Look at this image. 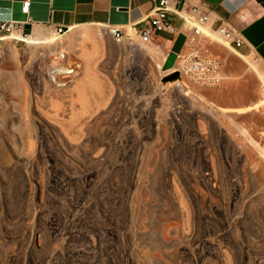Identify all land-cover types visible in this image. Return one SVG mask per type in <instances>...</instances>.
<instances>
[{"label": "rangeland", "instance_id": "rangeland-1", "mask_svg": "<svg viewBox=\"0 0 264 264\" xmlns=\"http://www.w3.org/2000/svg\"><path fill=\"white\" fill-rule=\"evenodd\" d=\"M31 30H23V34L27 36ZM134 42L141 43L137 36ZM151 43L161 47L165 44L156 40ZM182 43L180 39L174 51L170 48L168 53L164 52L167 53L164 71L178 68L177 51ZM10 45L21 52L27 43L3 38L0 53L4 54ZM188 46L191 45L185 48ZM221 52L209 43L201 49V54L217 61L221 75L233 76L232 82L224 80L201 86L188 83L179 70L158 78L157 60L149 56L145 65L136 60L133 73L127 71L123 59L114 65H94L96 79L81 93L76 91L75 83L58 87L72 80L78 82L82 77L85 62L81 57H73L79 66L76 77L73 75L70 80L60 77L59 84L57 77L52 79L49 75L50 59L44 62L25 59L19 73L10 63H4L0 67V147L6 149L0 155V264L8 263V254L10 258L13 254L14 259L9 264H83L82 254H90L97 264H106L103 248H90L88 253L90 246L85 240L94 236L96 224L103 228L100 230L106 243L116 247L114 250L110 244L113 257L117 255L116 264H127L124 257L120 258L126 248L133 250L131 255L137 264H149L150 256L159 257L161 264H176V260L177 264H194L196 256L211 250V246L220 258L216 264H226L227 257L234 259L240 253L242 241L252 248L254 256L264 253V178L253 180L245 173L249 167L245 157L237 161L227 147L228 137L218 131L229 133L235 142L243 144L237 127L223 115L220 121L213 120L215 127L210 125L209 116L205 120L192 117L191 113L197 109L186 110L173 94L174 83L181 81L185 92L201 89L198 92L210 108L215 106L224 111L250 108L258 98L252 77L239 75L236 60ZM69 66L71 61L65 63V67ZM146 80L155 81L159 87L150 88ZM94 84L98 90L92 88ZM11 108L28 118L24 126L27 130H23L20 120L12 117ZM40 114L51 118L48 120L61 131L66 129L62 132L74 140L77 159L68 157L67 166L59 163L60 167L51 160L57 150L52 139L38 130ZM10 121L18 129H9ZM235 121L256 132L252 136L264 144V108L242 113ZM18 130L24 131L25 143L16 148L13 144L8 146L11 134ZM245 144L251 152L252 146L247 141ZM13 148L25 159L16 163ZM10 168L13 170L9 171ZM208 172L211 180L207 179ZM167 173L176 175L173 181H167ZM233 183L239 186L237 191L233 190ZM168 225L170 231L179 227V235L167 233ZM107 229L114 234H106ZM165 232L167 237H174L167 239ZM191 235L206 236L205 243L198 246ZM165 239L171 244L163 249L167 254L161 256L157 246ZM68 250L75 251L78 260L74 257L75 261L68 260L72 259Z\"/></svg>", "mask_w": 264, "mask_h": 264}, {"label": "bare ground", "instance_id": "bare-ground-1", "mask_svg": "<svg viewBox=\"0 0 264 264\" xmlns=\"http://www.w3.org/2000/svg\"><path fill=\"white\" fill-rule=\"evenodd\" d=\"M185 17L187 18V20L190 23H193L187 16H185ZM192 26H194V25L192 24ZM211 26L208 24V22H207V24H205L203 26H199V30L201 32V36L199 37V43L201 45L208 44V43L211 44V45H214L215 47L219 48L222 52H224L225 55L230 56L231 59H233L234 61L236 60V63L238 64L239 75L250 74V76L253 79V83L256 86V87H253V88H257L256 92L258 91V93H257L258 98L254 99L255 103L252 106H250V108H248L246 110L238 109L236 111H232V110L224 111L223 109H221L219 107H215V106H212L210 108L206 104L205 99L203 98L201 93H199L200 91H202L200 88H199L200 90H197V91L193 90L191 92H185L184 87H183V86H185V84L179 86L178 82H181V81H176L174 83V85H173L174 86L173 87L174 90L173 89H171V90H173V94L175 93V97H177V100L179 101V103H182L184 105L186 110L187 109H189V110L197 109L198 112L194 111V114L191 113L192 117H194V118L196 117L198 119H200V118L201 119H203V118H205V119L208 118L209 119V117H210L211 118V123H210V120H209V123H210V125L212 124L211 126L215 127V125L212 123L213 120L220 121L221 115H223L224 117H227L232 122V124L237 127L239 135H241V141L243 140V142H245V143H246V141L249 142V144L252 146V147H249V148H252L251 152L253 153V151H255V154H251L250 149L247 151V149H248L247 146L248 145L246 146L245 143L241 144V143H239L237 141L235 142L234 137L232 135H229V133H226V134L224 133L223 134V132H221V130H218L219 134L221 136H223L224 138L228 137V139H227V147L231 150L234 158H236L237 161L240 162V161H242V159H244L243 157H245V160L248 162V165H249L248 168L246 167L247 169H246V172L244 171L245 173L249 174L250 177H253L252 178L253 180L255 179V177L256 178H258V177L259 178L260 177L264 178V144H262L260 142H257L254 139L255 136L253 137L252 135L255 134L256 132L255 133H253V131L250 132L247 128L239 125L235 121V117L238 116V115H241L242 113L245 114V112H251L253 110H258V109H263L264 108V63L257 56H255L254 54L253 55H249V56H245V55L239 53L236 48L232 47L225 39H223V37L219 34L218 29H214ZM29 33H28L29 36L27 34L28 37L26 35H24L21 31L20 32L13 31L12 33H10L8 35L0 36V40H3V38H6V39H9L11 42L12 41H16V42H23L24 44H25V42L27 43V45L22 49V51H21L22 53L18 52V50L13 45H10L8 47V49L5 51L4 54L0 53V67L2 65H4V63L8 62L19 73V71L21 70V68H22V66H23V64L25 62L24 61L25 59H28V58H34V60L35 59L36 60H38V59L41 60L42 59L43 62L46 59H50V61H51V63H50L51 72H49V75H50V77L52 79L57 77V81L56 82H57V84H59V83H61V80H58L60 77H61V79L63 78L65 80H67V79L70 80V77L76 74L75 72L78 71L79 66L75 64L76 62L74 61L73 57L76 58V56H78V57H81L84 60V62H85V68H84V72H83L82 77H80L78 79V82H76L75 80H72V81L68 82L67 84H61V85L58 86V87H65V86H68L70 84H74L75 83V89H76V91L78 93H81L85 89V87L89 86L96 79L95 73L93 72V66L94 65H96V66L97 65H101L102 63H104L105 66L106 65L109 66V65H114L117 61L119 63V59L120 60L123 59L124 63L127 64V67H128L127 71L133 73V69L135 67L136 60H138L137 62H139L141 65H145V62L147 60L149 61V56H153V58H155L157 60V64L155 65V68H156L155 71H156L157 75L159 76L158 78L162 77L163 75H171L174 72H176V69H177L176 67H172V68L164 71V64H165V61L167 60V53L166 54L164 53L165 51L162 49L161 46L156 45L154 43L150 44V42L147 43V44L136 43V42L129 43V40H127V38L124 39V42L121 45L113 44V43L110 42V40H111L110 39V37H111L110 31L105 26H102V25H93L92 27H90L87 24L86 25H77V26H73V27L69 28L63 34L57 33L54 29L45 27L43 25H35ZM193 47L196 48V46L194 45V46H188V48H186V49L188 50V49H191ZM61 51L67 52V54L69 55V59H68V61L57 63V61L54 60V57ZM70 52L72 54H70ZM222 52H221V54H222ZM231 54H233L235 57L232 58ZM69 61H71V66H69L68 67L69 69H68L67 67H65V63H68ZM73 66H74L75 70L71 71V68ZM75 77H76V75L74 76V78ZM240 78H242V77H240ZM240 78H238V79H240ZM231 79H233V76H231L230 74H229V76L228 75L226 76L225 74H223V75L219 74V82H222L224 80L225 81L226 80L230 81ZM233 81H234V79H233ZM230 82H232V80ZM146 83L149 85L150 88H153V86H155V85L159 87V85L157 83H155V81H152V80H146ZM221 84H223V83H221ZM234 84L236 85V83H234ZM91 86H92V88H96L98 90V85L97 84H94V85H91ZM83 102H84V100H83ZM83 102H82V104H83ZM0 103H2V102H0ZM181 107H182V105H181ZM11 110L14 112L12 117L15 118V119L20 120L21 123L23 124V127L24 126L26 127L28 118H26V116L23 115V113L20 110L16 109V108H11ZM181 111H183V110H180V112ZM184 113H186V112H184ZM207 116H209V117H207ZM48 119L45 117V115L44 116L42 114L39 115V128L40 129L38 128V130H40V132L43 134V136H44V134L46 136H49V138L52 139V141H53V143L55 145L54 148L57 151L52 153L51 160L53 159L55 164H57L58 166H60L59 163H61V165L64 164L65 166H67V161H68L67 159H69L68 157H70L71 159H74V157H75L74 155L76 154V151H77L76 150L77 146H76V144L73 143L74 140H72L71 136H67L68 135L67 132H65L66 135H65V133L62 132V131H66V129L61 131V129L57 128V127H59L58 125L56 127L55 126L56 124L54 125L53 122L49 121L51 118L49 120ZM205 119H203V120H205ZM215 121H214V123H215ZM10 122H11V124H9L10 125L9 129H11V130L18 129V128H16V125H15L14 122H12V121H10ZM25 127L23 128V130H27ZM22 131H19V130H18V132L14 131V133L16 132V134H14V135L11 134V138L8 139L11 142H7L8 146H11V144H13L12 146L13 147L15 146V148H16L17 147L16 145L25 143L24 131L23 132ZM261 136H262V134H261ZM74 139H76V137H74ZM40 145H42V144H40ZM15 148H13L14 149V153L13 152L12 153H13V157H14L16 163H18L20 160L25 159V158H23L24 156L21 155L20 153H17ZM84 148H86V147H84ZM94 148L96 149V147H94ZM0 149H1L0 150V155L5 154V151H6L5 147H2V148L0 147ZM52 149H53V147L51 148V150ZM99 152H102V150L100 149ZM102 153H100V154H102ZM42 154H43V152H42ZM83 154H84V152H83ZM97 154L99 155V153H97ZM124 154H123V156H125ZM84 156L86 157V155H84ZM95 156L96 155L94 153V155H93L94 159H95ZM99 156L103 157L102 155H99ZM76 159H74V160H76ZM89 159H91V158H89ZM96 162L97 161H95V163ZM9 165L13 166L14 164L11 163V161H10ZM10 166H8V167H10ZM64 168L65 167H63V170H64ZM11 169L13 170V168H10L9 171H11ZM61 170H62V168L60 169V171ZM62 173H65V172H62ZM214 173H216V172H214ZM1 174H2V171H1ZM65 174H67V173H65ZM90 176H91V174H90ZM170 176H171V173H167L166 174V179H167L168 182L173 181V179H174V177L176 175L174 177H172V176L170 177ZM214 177H216V176H214ZM250 177H248V178L250 179ZM129 179L132 182L133 181V176L131 175L129 177ZM207 179H209V180L212 179L211 178V172L207 173ZM232 182H234V181H232ZM232 186H233V190L234 191H237L239 189V186L237 184L233 183ZM169 226L170 225H168V228H169ZM89 228H90V231H91L92 230L91 227H89ZM100 228H102V227H101V225H98V224L93 226L94 230L92 232H94V236H91V237L87 236V238H86L87 240H85V241H87L86 243L90 246L89 250H88V253L90 251V248H93V249H95L96 247H100V249L103 248V249H101V251H102L103 255L106 256L105 257L106 258L105 259L106 260V264H116L117 261L115 262L114 259L115 258L117 259V257H116L117 255H115V257H113L114 253H113V250L111 248V245L113 243L112 244H111V242L110 243H106L107 240L105 241V239L102 237ZM170 229L171 228H169V230L167 229L168 230L167 233L172 232V234L177 235L178 233L181 232L180 231L181 229H179V227L177 228V226H176V229L173 228L174 231H170ZM34 233H35V231H34ZM106 234L111 235L112 233L107 229L106 230ZM113 234H114V232H113ZM167 235H166V232H165V236L164 237H166L168 239L169 237H167ZM181 235H183V233H181ZM171 237H174V236L171 235L169 240H171ZM205 237L206 236H203L201 238L200 237L199 238H195V237H193L191 235V240L193 242H195L196 244H198V246H199V244H201V243L204 244L205 243ZM175 238H176V236H175ZM259 239H262V237L259 238ZM173 241H175V240H173ZM173 241H171V242H173ZM257 242H259V241H257ZM262 242L260 240V243H262ZM170 244L171 243L168 240L165 239L163 242L161 241L160 245L157 246L159 248L158 251L160 252L161 256H165L167 254L163 249L165 247H167V249H168V247H170L169 246ZM262 244H264V243H262ZM239 246H240V253L238 255H236L234 257V259L231 256L227 257L228 261H226V264H264V253H258V254H256V256H254L253 253H252V251H253L252 248L249 247L248 245H245V243L243 241L239 243ZM33 247H34V245H33ZM112 247H113V245H112ZM114 247H113V249H114ZM65 249H66V247H65ZM100 249H99V251H100ZM215 249H217V248H215ZM69 250H68V252H69ZM119 250H117V251H119ZM176 250L181 251V249H178V248H176ZM131 251H133L131 248H126L124 250V252H122L123 255L121 253L122 256H120V258L124 257L125 258V262L127 264H137L136 259H134L133 256L131 255V253H132ZM214 251H215L214 247L211 246V250L207 251L206 253H202V254L196 256V258L194 260L195 263L196 264H216L217 261H219L220 258H219L218 255L215 254ZM231 251H233V250L231 249ZM74 252L73 251L71 253L69 252L70 253V257H72V259L68 258V260H74V261H75V259L78 260V255L75 257L76 254L74 255ZM63 253L65 254V251ZM69 253H67V254H69ZM78 253L80 254V252H78ZM85 253H87V252H85ZM182 253H184V252H181V254ZM54 254L58 255V253H54ZM101 254L99 256H101ZM82 255L85 256V257H80L81 259L82 258L84 259V262L80 259L83 262V264H94L95 263L92 260V257L90 259V257H89L90 254H88V256H86L84 254H82ZM118 255H120V254H118ZM12 256H13V254H12ZM12 256L10 258L9 254H8V257L6 256L7 260L4 258L8 262L7 264H9L12 261H14V259L12 260ZM67 256L69 257V255H67ZM58 257L60 258V255ZM73 257L75 259H73ZM96 257H98V256H96ZM55 258H57V256ZM93 258H94V255H93ZM51 259H53V258H51ZM55 261H57V260L55 259L54 263H55ZM18 262H19V260H18ZM36 262H38V261H36ZM40 262H42V261H40ZM161 262H162V260L159 257H154V256H152V257L150 256L149 257V264H161ZM177 262L178 261L176 260V264H177ZM65 264H67V263H65ZM95 264H97V263H95Z\"/></svg>", "mask_w": 264, "mask_h": 264}, {"label": "crops", "instance_id": "crops-1", "mask_svg": "<svg viewBox=\"0 0 264 264\" xmlns=\"http://www.w3.org/2000/svg\"><path fill=\"white\" fill-rule=\"evenodd\" d=\"M23 1L0 0V23L18 22L23 30L35 25L54 30H68L86 24L102 25L108 30L121 28L129 40L146 28V16L154 7L152 0H30L29 12L24 14L21 10ZM193 1L206 4L210 19L208 24L212 28L218 29L224 24L241 34L244 45L241 47L243 51L237 50L239 53L245 56L254 54L264 63V0ZM173 2L180 7L182 0ZM169 20L178 31L175 35L160 34V41L165 43L162 49L167 53L170 48L174 51L178 40L183 39L182 46L185 41L181 20L172 14Z\"/></svg>", "mask_w": 264, "mask_h": 264}, {"label": "built area", "instance_id": "built-area-1", "mask_svg": "<svg viewBox=\"0 0 264 264\" xmlns=\"http://www.w3.org/2000/svg\"><path fill=\"white\" fill-rule=\"evenodd\" d=\"M154 2L153 9L146 16L148 24L142 30L137 40L141 43H149L151 41H160V34L175 35L177 28L169 20V15H173L181 20L183 32L185 33L184 44L177 54L178 68L188 81V83H196L201 86H211L219 82L218 63L215 59L201 54L203 45L199 43L201 32L199 26L207 24L209 20V12L205 3L193 0H182L180 7L175 6L174 0H152ZM30 0L22 2V13L27 14L30 8ZM187 16L193 23H190ZM192 24L194 26H192ZM13 31L24 32L22 24L18 22L0 23V36L8 35ZM57 33H64L66 30L58 28L55 30ZM110 35L116 44H123L125 35L121 28H110ZM219 34L225 39L232 47L241 48L244 45V40L241 34L226 26L221 25L218 28ZM133 43V40H129ZM196 46V48L186 49V45ZM69 55L67 52L61 51L54 60L57 63L68 61ZM74 66L71 71H74ZM68 80V79H67ZM181 86L182 82H178Z\"/></svg>", "mask_w": 264, "mask_h": 264}]
</instances>
